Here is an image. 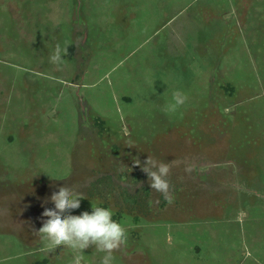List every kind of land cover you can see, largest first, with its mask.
<instances>
[{
  "label": "rangeland",
  "instance_id": "1",
  "mask_svg": "<svg viewBox=\"0 0 264 264\" xmlns=\"http://www.w3.org/2000/svg\"><path fill=\"white\" fill-rule=\"evenodd\" d=\"M61 185L124 225L114 264H264V0H0V264H70L37 231Z\"/></svg>",
  "mask_w": 264,
  "mask_h": 264
},
{
  "label": "clouds",
  "instance_id": "2",
  "mask_svg": "<svg viewBox=\"0 0 264 264\" xmlns=\"http://www.w3.org/2000/svg\"><path fill=\"white\" fill-rule=\"evenodd\" d=\"M65 54L66 49L56 45L50 61L59 66ZM187 98L184 92L174 91L171 101L164 106V111L175 112L185 104ZM133 167H139L146 174L152 190L160 193L164 199H170V184L167 179L169 163L147 155L143 163L134 157L130 168ZM136 187H139V184ZM82 199H85L84 194L69 185L53 189L50 201L42 205V216L46 219L37 230L42 242L40 251L70 249L73 254L70 264H87L84 250L91 247L94 252L103 254L99 264H114L115 253L126 244V229L121 222L113 219L114 213L108 207L91 203V211L73 214V210L80 208Z\"/></svg>",
  "mask_w": 264,
  "mask_h": 264
},
{
  "label": "trees",
  "instance_id": "3",
  "mask_svg": "<svg viewBox=\"0 0 264 264\" xmlns=\"http://www.w3.org/2000/svg\"><path fill=\"white\" fill-rule=\"evenodd\" d=\"M37 264H45V261H43L42 263H37Z\"/></svg>",
  "mask_w": 264,
  "mask_h": 264
}]
</instances>
